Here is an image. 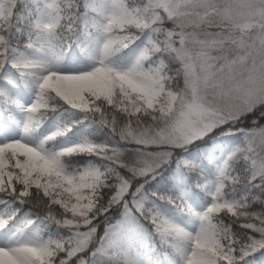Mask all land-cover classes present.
Segmentation results:
<instances>
[{
    "label": "snow or ice",
    "instance_id": "obj_1",
    "mask_svg": "<svg viewBox=\"0 0 264 264\" xmlns=\"http://www.w3.org/2000/svg\"><path fill=\"white\" fill-rule=\"evenodd\" d=\"M0 264H264V0H0Z\"/></svg>",
    "mask_w": 264,
    "mask_h": 264
}]
</instances>
